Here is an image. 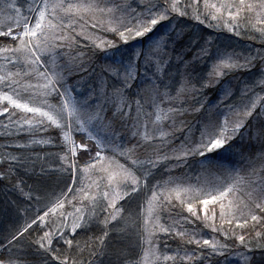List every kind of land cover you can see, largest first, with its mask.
Returning a JSON list of instances; mask_svg holds the SVG:
<instances>
[{
	"label": "snow or ice",
	"instance_id": "obj_1",
	"mask_svg": "<svg viewBox=\"0 0 264 264\" xmlns=\"http://www.w3.org/2000/svg\"><path fill=\"white\" fill-rule=\"evenodd\" d=\"M10 10H14L16 15H12ZM28 12L34 14V22L29 16L21 15L14 3H0V37H10L15 45L0 46V116L7 113L9 121L3 125L2 134H14L10 131L12 125L16 126L17 132L27 126L25 130L33 137L38 132L58 129L67 148L66 154H57L62 161L61 170L72 172L73 184L77 183L75 171L78 161L75 158L79 149L91 157L82 166V174H94L97 179L90 180L86 185L81 180L75 189L69 187L66 192L55 195L43 215L12 235L8 240L10 245L37 220L46 223L45 218L51 213L55 230H46L37 239L36 244L40 249L50 252L60 264H104L102 259L98 261L96 258L108 255L105 241L111 231L117 230L118 225L112 222L117 221L124 211L122 206H117L119 201L140 193L142 189H147L149 195L145 197L137 217L142 218L143 227L139 235L146 247L143 248L142 258L131 264H157L161 259H175L168 255L161 256L159 246L153 239L157 232L172 233L184 238L187 244L208 245L221 255V250L228 248L226 243L218 240L197 239L195 229L189 231L183 227L189 222V217L173 213L172 210L177 207H186L191 217L205 222V226L214 232H222L226 238L235 236V232L224 230V224L232 225L235 222L237 227L243 228L252 222L264 221V164L259 170L253 168L249 178L237 172L229 181L219 184L206 182L194 187L169 175L167 179L157 180L149 187V177L153 176V169L161 161L174 159L176 166H179L186 163L189 156H200L204 157L201 164L211 165L210 154L215 155L220 150L231 152L237 147L234 142L238 137L243 140L245 133H251L260 145L258 158L264 159V103H261L264 95L260 94L264 93V51L255 54L213 52L208 46L211 41H205L192 60L184 61L188 71L180 87L172 94L166 87L162 91V82L158 83V80L168 65L169 42L174 43L181 33L165 31L155 37L149 35L162 22H171L173 18L191 17L204 23L205 20L219 22L225 20V16L228 30L239 35L236 21L242 13L254 15L256 23L264 25V0H202V3L201 0H135V6L129 0H39V3L29 5ZM215 26L209 23V27ZM172 27L176 26L173 24ZM14 28L19 31L14 33ZM257 30L264 43V27ZM102 33L115 34L125 45L130 40L146 36L151 42L143 49L137 48L125 54L120 52L115 41L106 39ZM78 36L90 41L89 51L92 55L96 54L93 49L106 56L109 49L120 52L119 60L115 59L113 53L108 57L113 62L102 67L101 71L106 75H101L97 96L90 93L78 98L74 94L75 86L69 83L74 74L87 71L86 62L92 58L79 48ZM74 47L76 51L70 55ZM204 58L212 61L211 70L207 78L197 79L193 65ZM141 65L146 69L155 68L154 75L148 77L145 73L143 80H140ZM252 69L257 70V78L242 90L243 94L252 93L249 102L241 110L228 106L236 118L230 120L228 115L222 114V119L216 120L205 116L198 130L199 139L191 141L189 136L192 129L181 117L189 112L198 113L204 108L197 95L234 72H251ZM106 77H111L115 83L109 84ZM33 78L36 83H32ZM134 83L139 98L130 102L127 90ZM256 88H259V93L255 91ZM186 94L195 101L194 104H185ZM232 96L231 86L223 87L222 99ZM50 98H56L58 102L52 103ZM142 101L151 106L152 113L144 112ZM133 103L135 117L131 126L137 128L139 124L144 129L142 139L145 142L155 139V136L149 133L148 123L141 120L142 112L145 117L154 116L153 130L162 142L163 138H175V133L187 129L188 135H185L179 149L172 150L171 157L155 149L154 156L146 160L133 159L135 148L142 147L139 142L131 148H123L116 143L117 126H127L125 121L132 115ZM258 107L259 112L256 111ZM17 110L23 115L13 119L17 117ZM165 121L169 122V130L161 126ZM74 132L83 133L87 141L93 142V148L88 143H78ZM136 134L133 132L134 136ZM52 142L51 137L29 141L33 144ZM107 152L113 155H106ZM117 155L127 157L131 167L117 160ZM22 161V157L11 153L0 156V164H20ZM257 174L258 179L255 178ZM5 175L7 173L0 172V178ZM68 193H72L71 198ZM24 194L31 198L30 193ZM174 200L178 204H174ZM66 202L71 204L72 211H64ZM210 205L213 206L211 209ZM217 209L221 222L219 227L215 224ZM94 228L99 229L98 236L90 235ZM64 230L70 231V238L64 236ZM77 230H80L83 239L77 237ZM57 235L66 245L65 252L60 255H57L59 249L53 247V239ZM260 235L257 232V236ZM238 239L241 243L245 242L244 235ZM195 255V252L191 255L185 253L182 259L192 260ZM244 259L247 261V257ZM0 264H20V261L11 256L0 257Z\"/></svg>",
	"mask_w": 264,
	"mask_h": 264
},
{
	"label": "trees",
	"instance_id": "obj_2",
	"mask_svg": "<svg viewBox=\"0 0 264 264\" xmlns=\"http://www.w3.org/2000/svg\"><path fill=\"white\" fill-rule=\"evenodd\" d=\"M14 3L17 8L20 9L21 15L29 16V19L34 22V14L28 12L29 5L38 3L39 0H0V3ZM135 6V0H129ZM202 3V0H201ZM12 15H16L14 10H10ZM247 16V18H245ZM203 18V17H202ZM225 20L227 17L225 16ZM225 20L211 21L205 20L204 23L191 18V17H178L173 18L171 22L164 21L161 25H158L154 33L150 36H158L165 31H170L173 34L181 33L178 39L173 42H169L168 47V65L164 69V74L159 77L158 83L162 82L161 90H167L174 94L175 90L180 87L185 73L188 69L185 67L184 61H190L196 55L200 45L205 44V41H211L208 45L213 52L219 50L220 52H236L243 54H255L259 50H264V43L261 41V34L257 30L264 25L257 24L256 18L252 14L242 13L237 18L236 24L239 25V35L235 31H229L226 26ZM209 23L217 25L215 27H209ZM228 23H231L228 20ZM175 28H170L172 25ZM3 30H6L3 29ZM14 33L19 29L14 28ZM108 40L115 41L116 45L120 49V52L125 54L140 48L143 49L150 42L148 36L143 38H137L136 40H130L125 45L118 36L112 33H102ZM80 41L79 48L88 55L92 56L90 62H86L87 71L77 72L69 79V83L75 86L74 94L78 98L88 96L90 93L93 96L98 95L100 87L101 69L103 66L112 63L109 59L115 53V59H120V52L116 49H109L108 55L100 52L97 49H93L96 54L92 55L89 51L90 41L85 40L83 37L78 36ZM0 46H15L13 40L10 37H0ZM191 48V51H189ZM63 51V49H61ZM76 49L72 50L70 55H74ZM10 55V54H8ZM212 61L208 58L196 61L193 65L195 68V76L199 78H207V74L211 70ZM11 68V65H8ZM145 73L148 77H152L155 73V68L146 69L143 65L140 67V80H143ZM257 70L252 69L251 72L240 71L234 72L224 77L219 84L215 86H209L203 89L202 94H198L197 98L204 104V108L198 113H186L181 117L188 122L192 131L189 136L191 141L199 139V129L204 122L205 116H211L212 118L219 120L222 119L221 113H229L233 116L234 113L229 111V105L234 106L237 110L242 109V105L249 101L252 93H242L246 85H252L253 81L257 78ZM109 84L115 83L111 77H106ZM37 81L33 78L32 83ZM139 82V81H138ZM231 86L233 96L228 99H222V89L225 86ZM256 92H260L259 88L255 89ZM138 92L136 83L133 84L131 89L127 90L129 101H134L139 98L136 94ZM264 95V93H260ZM145 96L148 93H144ZM52 103H57L56 98H50ZM185 104L191 105L195 101L191 99L189 95L184 96ZM6 103V102H5ZM144 104V112L152 113L151 106L142 101ZM261 103H263L261 101ZM167 107V104L164 105ZM198 106V105H197ZM260 111L259 107L256 110ZM22 113L17 110L18 118ZM111 113L109 112V116ZM256 113L253 114V117ZM135 117V104L132 106V115L127 121H125V127L117 126V138L116 143L123 148H131L138 142L142 147L135 148V155L133 159L146 160L149 157L154 156V150L158 149L160 154L167 153L170 157L173 149H179L181 142L184 140L185 135H188L187 129L183 132L175 133V138L165 137L163 142L158 133H155L152 126V119L154 116H144L141 113V120L148 123V131L151 135L155 136V139L150 141H143L142 133L144 129L137 124V128H133L131 124L134 122ZM231 120V119H230ZM252 122V118H250ZM8 114L0 116V156H5L8 153L22 157L23 161L20 164L12 162V164L3 163L0 164V172L7 173L3 178H0V257H13L18 258L20 264H60L50 252L40 249L36 244L37 239L43 235L46 230H55L53 225V216L50 213L49 217L45 218L46 223H41L37 220L36 224H33L23 236H20L13 244H9L8 240L11 239L13 234L22 230L27 224H30L33 219L43 215L47 211L50 201L55 195L61 192H66L69 187L75 189L79 185V182L83 180L86 185L90 180H95L97 177L94 174L84 176L82 174V166L90 160V156L83 150L78 149V155L76 160L78 161V168L75 171V178L77 183L73 184V173L69 171H62V161L59 155L67 153V148L62 142V137L59 135L58 129H49L48 132H38L33 137L25 129H21L19 132L16 130V126L12 125L10 131L14 134L3 135V125H7ZM168 121H165L162 127L165 130L168 129ZM255 129L253 128V131ZM243 131V130H242ZM133 132H137L134 136ZM74 138L78 143H88L90 148H93V142L87 141L84 138L83 133H73ZM51 137L52 143L39 144L29 143L33 138L41 139ZM170 141V142H169ZM255 141L249 133V138L245 136L243 140L239 137L234 142L237 147L226 154L222 155V158H216V154H210L212 164H201L203 159L200 156H189L187 162L176 166L177 162L174 159L161 161L159 166L153 169V176L149 177V187L157 180H165L169 175L179 178L185 184H190L194 187H200L205 185L206 182L219 184L224 181H229L235 176L237 172L245 178H249V173L253 168L260 169L264 164L263 159H259V152H257V145L252 143ZM20 145H27L26 147H20ZM222 152V151H221ZM94 155V153H93ZM106 155H113L112 152H107ZM251 158L250 160L247 158ZM116 159L121 163H127L131 167V162L127 157L117 155ZM67 167V166H65ZM147 167H150L147 166ZM234 171V172H233ZM234 174H233V173ZM139 175V172L137 173ZM255 178H259L258 174ZM23 189V191H21ZM24 193H30L31 198ZM72 193H68L71 198ZM149 193L147 189H142L140 193H134L132 196L119 201L118 207H123L124 211L120 214L117 221H113V224H117V230L111 231L108 239L105 243L108 245V255L104 257H97L96 259L103 260L104 264H131L133 261H138L143 256V248L146 245L143 244V239L139 235L142 231V218L137 217V213L141 211V206L144 204L145 197ZM76 203V201H72ZM86 203V202H85ZM174 204H178V201H173ZM79 206V205H77ZM213 206L210 205L211 209ZM64 211H72V206L68 202L65 203ZM173 213H180L183 216L189 217V222L183 224V227L192 231L196 230L197 239H210L218 240L221 243L228 245L227 249L221 250L223 254L211 250L208 245H196L187 244L184 238L174 236L172 233L157 232L153 237L154 241L159 246L161 256L168 255L175 257L173 260H163L157 262V264H225L229 259L235 248H239L240 251H248L247 256L249 261L247 264H264L261 259L264 257V221L260 223L252 222L249 225L240 228L233 222L232 225L224 224V230H230L235 232V236L224 237L222 232L213 231L212 228L206 227L205 222L196 220L187 213L186 207L174 208ZM203 213L201 212V215ZM13 217V219H11ZM59 219H64L60 217ZM70 220V218H69ZM164 222L163 220L161 221ZM219 212L217 209V219L215 224L220 226ZM12 226H16L7 235H2L3 232ZM111 228V225H109ZM257 232L261 235L257 236ZM100 234L99 229L94 228L90 235L98 236ZM244 235L245 242L241 243L238 237ZM65 237H71L69 230H64ZM77 237L83 239L80 230H77ZM53 247L59 249L57 255L65 252L66 245L63 244L62 239L57 235L53 239ZM195 252V256L192 260L182 259L185 253L191 255ZM258 255V256H257ZM262 255V257H260ZM253 257L254 260H253Z\"/></svg>",
	"mask_w": 264,
	"mask_h": 264
},
{
	"label": "rangeland",
	"instance_id": "obj_3",
	"mask_svg": "<svg viewBox=\"0 0 264 264\" xmlns=\"http://www.w3.org/2000/svg\"><path fill=\"white\" fill-rule=\"evenodd\" d=\"M39 3V2H38ZM31 20H32V18H31ZM170 28H173L172 26L170 27ZM151 42V41H150ZM149 42V43H150ZM148 43V44H149ZM259 51H264V50H259ZM249 102V101H248ZM248 102H245L243 105H245V104H247ZM263 103H264V101H262ZM242 105V106H243ZM222 114H224V115H228V117H229V119H235L236 117L235 116H233V115H231V114H227V113H225V111L224 112H222L221 113V116H222ZM245 136H246V138L248 137L249 138V133H245ZM252 143H254V144H256L257 145V147H258V149H257V152H259L260 151V145L256 142V141H253ZM222 151V152H221ZM227 153H229V152H225V151H223V150H220L217 154H216V158L218 159V158H222V155L223 156H226V154ZM203 160H204V157H201ZM210 158H212V157H210ZM260 159V158H259ZM264 160V159H263ZM234 172V171H233ZM232 172V173H233ZM234 174V173H233ZM11 219H13V217H11ZM14 228H16V226H10L9 228H7L4 232H3V234L2 235H7L8 233H10ZM212 250V249H211ZM247 252L248 251H246V252H244V251H240V249L239 248H235L234 250H233V252H232V254L229 256L230 257V259L225 263V264H247V262L249 261L248 259H249V257L247 256L248 254H247ZM258 256V255H257ZM245 257H247V261H245ZM260 257H262V255L260 256ZM254 258L255 257H253V260H254ZM263 260H264V257L261 259V262H263Z\"/></svg>",
	"mask_w": 264,
	"mask_h": 264
}]
</instances>
